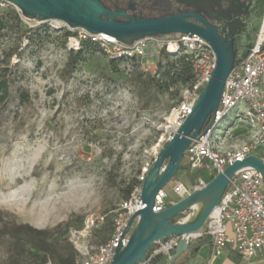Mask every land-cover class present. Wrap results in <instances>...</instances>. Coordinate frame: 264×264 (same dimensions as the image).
<instances>
[{"label": "rangeland", "instance_id": "1", "mask_svg": "<svg viewBox=\"0 0 264 264\" xmlns=\"http://www.w3.org/2000/svg\"><path fill=\"white\" fill-rule=\"evenodd\" d=\"M179 2L188 6L180 7L179 13L199 11L212 22H226L237 63L248 55L264 19V2L258 10L257 0ZM173 34L150 36L148 53L155 64L149 68L139 59L112 61L102 50L85 48L72 36H63L62 28L47 23L28 28L13 20L0 25V79L10 80L11 92L0 107V217L39 229L60 225L62 230L73 217L71 230H79L90 211L112 216L143 167L153 164L169 142L167 118L189 87V82L179 80V56L164 46L176 37ZM141 37L119 40L131 45ZM76 52L78 61L68 74ZM159 62L161 72L169 73V85L147 89L141 79L156 75ZM237 113L238 107L232 116ZM231 125L233 137L226 147L251 138L252 128L242 118L221 122L215 134L223 137ZM256 153L264 155L262 150ZM182 162L176 178L196 182L202 174L187 168V155ZM172 186L173 179L164 188L177 198ZM98 229L89 238L69 233V239L79 251L81 245L106 240ZM11 243L9 237L3 239L0 264H8ZM197 244L199 239L192 246ZM201 248L211 259L208 245ZM224 260L223 254L211 264H225ZM260 261L264 264L263 258ZM22 264H34L29 254Z\"/></svg>", "mask_w": 264, "mask_h": 264}, {"label": "built area", "instance_id": "2", "mask_svg": "<svg viewBox=\"0 0 264 264\" xmlns=\"http://www.w3.org/2000/svg\"><path fill=\"white\" fill-rule=\"evenodd\" d=\"M13 12L25 27L47 23L57 28L71 31L76 42L84 39L96 41L111 58H137L149 68L155 64L148 50L153 44L150 36L139 38L131 45H125L114 36L105 33L93 34L83 28H71L61 20H42L25 17L22 9L10 0H0V20L7 12ZM175 51H171L170 45ZM167 51L184 56L192 65L194 79L185 90L183 100L174 107L167 118V141L179 129L186 117L191 114L205 86L212 78L217 63L216 52L211 44L198 35L181 34L177 38L166 41ZM146 67V68H147ZM154 74H158V64ZM264 19L259 25L256 40L247 57L236 63L226 80L219 108L207 120L201 134L194 139L185 151L188 157V169L202 174L196 182L190 184L173 178L172 191L177 198L171 197L165 189H160L154 198L153 211L161 212L171 205L188 198L191 194L205 188L218 174L238 160L250 155H257V150L264 153ZM238 107L236 117L232 111ZM239 114V115H238ZM242 115V117H241ZM242 118L252 128L251 138L242 144L226 147L225 144L233 137L231 126L223 137L215 134L219 124L227 119L232 122ZM262 157L263 156H258ZM153 164L147 163L137 177V181L128 198H123L112 216L107 213L90 211L85 216L79 230L69 233L79 237L93 236L97 228L103 226L108 219L112 221L113 230L107 240L96 245H81L79 249L81 264H109L119 246H126L133 229L127 231L130 219L146 207L142 201L143 183ZM217 215H211L204 230L193 238L209 236L211 239L212 257L222 256L228 246L235 247L249 260L254 257L264 259V182L262 175L253 167L241 168L222 196ZM199 205H193L176 217L177 222H188L198 213ZM184 235H173L168 240H160L153 246L149 260L162 256L168 258L176 250ZM149 260L147 262H149ZM48 264H51L49 262Z\"/></svg>", "mask_w": 264, "mask_h": 264}, {"label": "water", "instance_id": "3", "mask_svg": "<svg viewBox=\"0 0 264 264\" xmlns=\"http://www.w3.org/2000/svg\"><path fill=\"white\" fill-rule=\"evenodd\" d=\"M10 1L32 18L61 20L71 28H83L93 34L105 33L118 40L121 36L146 37L164 33L198 35L207 40L216 52L217 63L212 78L203 89L193 112L186 117L156 157L143 183L141 198L146 207L130 219L127 231L134 226L129 242L116 249L109 264H172L190 249L193 238L204 230L230 182L241 168H255L264 182V158L250 155L229 165L205 188L188 198L161 212L153 211L156 193L176 176L186 149L201 134L209 117H214L218 110L226 80L237 63L231 36L222 35L203 13L191 11L157 18H138L121 9H108L100 0ZM120 17L126 20H121ZM193 205H199L197 215L188 222H177L176 217ZM173 235H184L185 238L171 252V256L166 259L157 256L149 260V250H152L156 242L168 240Z\"/></svg>", "mask_w": 264, "mask_h": 264}, {"label": "trees", "instance_id": "4", "mask_svg": "<svg viewBox=\"0 0 264 264\" xmlns=\"http://www.w3.org/2000/svg\"><path fill=\"white\" fill-rule=\"evenodd\" d=\"M102 4L111 10L121 9L126 11L129 15L138 18H157L167 15L179 14L178 10L181 7H188L182 5L179 0H131L138 1L136 6H129L128 0H100ZM264 0H257V10L261 8V4ZM121 20H126L120 17ZM15 21H20L16 14L9 11L0 20V25L11 23ZM196 21L194 19H191ZM213 23V22H212ZM63 36H72V32L68 29H62ZM222 35H227L226 24H224L222 30H220ZM174 38L180 36V33H174ZM82 45L88 49H100L105 52L100 45L91 39L81 40ZM80 52H76L72 61L68 64L67 72L68 74L74 69L78 61ZM112 61L115 60H129L134 61V59L125 58H111ZM179 63L182 67L180 71L179 80L183 79L185 82H189V85L194 79V72L192 65L185 59L184 56H179ZM161 63H158V74L159 76L153 75L148 77V79H141L142 74H139V78L144 83L147 89L155 88L157 90L161 89L164 85H169V80L165 74L161 72ZM173 80V78H171ZM168 80V81H167ZM174 82V80L172 81ZM10 80L5 76L0 79V107L5 104V102L10 98ZM148 104V103H147ZM183 163V162H182ZM182 163L181 166L182 167ZM137 181V179H136ZM134 182V184L136 183ZM133 184V185H134ZM132 186H129L126 190V194L123 198H128ZM74 224V218L71 217L66 223L67 228L62 230L60 225L55 226L52 229H39L33 227L28 223H17L16 221H5L0 217V245L3 244V239L9 237L12 240L10 254L8 258V264H22L24 256L29 254V257L34 264H47L49 260H52L55 264H81L80 253L75 248L74 244L69 239V230ZM82 223L78 228H81ZM113 230L112 221H108L101 226L97 232L103 239H107ZM210 241L209 236H204L200 238L199 246L206 244ZM151 249L149 250V252Z\"/></svg>", "mask_w": 264, "mask_h": 264}, {"label": "crops", "instance_id": "5", "mask_svg": "<svg viewBox=\"0 0 264 264\" xmlns=\"http://www.w3.org/2000/svg\"><path fill=\"white\" fill-rule=\"evenodd\" d=\"M246 57H244L243 59L238 60V61H243ZM187 168H188V166H187ZM197 239H199V241H200V238H197ZM194 240H193V242H194ZM206 245H208V247L211 249L210 252L212 253L211 239L209 242L206 243ZM201 249L202 248H201V246H199V244H197V246L195 248L191 245L190 249L187 250L185 253H183L172 264H211V262L209 263L210 259H208V260L206 259V256L203 255V253L201 252ZM224 257H225V260H224L225 264H244V263L263 264L260 261L261 257H254V258H251L249 260L244 259L242 254L233 246H228L226 248V250L224 251Z\"/></svg>", "mask_w": 264, "mask_h": 264}, {"label": "flooded vegetation", "instance_id": "6", "mask_svg": "<svg viewBox=\"0 0 264 264\" xmlns=\"http://www.w3.org/2000/svg\"><path fill=\"white\" fill-rule=\"evenodd\" d=\"M137 4H138V1L128 0L129 6H136ZM208 20L212 23V21L209 18H208ZM212 24L220 31V30H222V28H223L224 24H226V22H224L223 20H219V21L213 22ZM226 28H227V25H226ZM227 34H228V30H227Z\"/></svg>", "mask_w": 264, "mask_h": 264}, {"label": "bare ground", "instance_id": "7", "mask_svg": "<svg viewBox=\"0 0 264 264\" xmlns=\"http://www.w3.org/2000/svg\"><path fill=\"white\" fill-rule=\"evenodd\" d=\"M170 49H171V51H175L174 50V46L172 44L170 45ZM218 212H219V208H216L215 211H214V213H213V215H217Z\"/></svg>", "mask_w": 264, "mask_h": 264}]
</instances>
